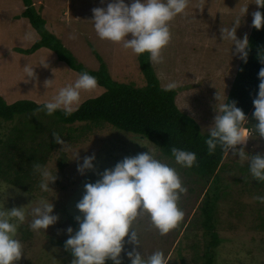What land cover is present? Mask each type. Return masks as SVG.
I'll list each match as a JSON object with an SVG mask.
<instances>
[{
    "label": "rangeland",
    "instance_id": "rangeland-1",
    "mask_svg": "<svg viewBox=\"0 0 264 264\" xmlns=\"http://www.w3.org/2000/svg\"><path fill=\"white\" fill-rule=\"evenodd\" d=\"M33 1L35 8L46 20L48 30L62 40L84 67L97 70L100 63L96 55H99L115 81L137 87L146 85L138 55L133 54L130 49H124L119 43L101 40L92 27L91 9L105 7L108 0H104V3L101 0ZM246 3H249L248 12L242 17V23L237 29L238 38L245 33L248 37L250 35L251 13L258 10L252 0H189L185 12L178 14L169 23L171 39L162 51L163 62L152 64L163 88L169 81L177 82V106L183 111L186 108L181 103L185 102L191 112L196 114L200 129L213 122V95L218 89L221 95L225 90L228 96L240 62L231 52V43L222 41L220 27L223 24L229 25L240 6ZM23 10L22 0H0V96L8 104L20 100L42 104L55 94L56 89L72 83L79 74L58 61L48 49H39L31 55L15 50L27 49L39 39L28 20L21 17ZM26 33L32 34L31 39H24ZM27 62L34 66L35 78L27 79L25 75L23 66ZM42 62L47 67L41 65ZM54 78L55 87L46 89L43 81ZM103 92L104 89L98 85L92 90L81 91L79 104L74 110ZM38 120L41 122L39 118ZM43 124L49 126L47 120H43ZM16 125L20 126L19 122H0V137ZM49 127L52 133L56 129H62L53 124ZM63 131L66 133L65 129ZM39 136L50 141L46 136ZM37 141L41 139L38 138ZM64 141V147L57 144L46 163L53 172L57 170V179L50 185L53 190L42 194L38 189L34 195H30L0 180V208L24 206L26 211V221L17 230V238L24 247V253L17 264H71L73 257L53 242H64L67 238L65 229L69 225L74 229L78 227L74 217L80 213L75 205L83 195L84 184L95 182L99 179L98 173L113 167L125 156H135L148 149L158 159L176 168L187 191L181 194L178 201L183 217L168 233L160 235L151 226L146 214L138 217L136 227L141 234L142 244L138 246L139 250H143L145 254L161 250L168 264H203L202 254L209 237L205 236L200 224L198 206L207 184L204 185L195 176L187 174L184 168L164 156L149 140L134 137L110 125L94 130L88 137L77 142ZM243 147L253 155L264 152V139L250 137ZM75 150L79 152V161L72 159ZM93 153L96 156L93 162L95 169L80 174L77 163L82 162L84 156ZM62 156L67 162L61 167ZM238 159V155L233 157L231 153L227 154L226 168L220 172V186L226 194H222L217 212L216 229L222 243L214 250L215 264H264V204L253 199L255 195H264V186H257L250 174L242 171V168L247 167V162ZM40 195L50 197L54 213L59 219L45 232L35 233L28 228L31 217L27 216V212L32 206L30 202L33 200L34 203ZM125 247L131 246L126 244ZM123 264H128L126 256L123 257Z\"/></svg>",
    "mask_w": 264,
    "mask_h": 264
},
{
    "label": "clouds",
    "instance_id": "clouds-1",
    "mask_svg": "<svg viewBox=\"0 0 264 264\" xmlns=\"http://www.w3.org/2000/svg\"><path fill=\"white\" fill-rule=\"evenodd\" d=\"M189 0H108L105 7L91 9L93 15L90 21L96 35L101 40L119 43L124 49H130L133 54H148L151 64L163 62V49L171 39L169 23L178 14H183ZM257 8H264V0H252ZM104 3V0H101ZM248 4L240 6L229 25L220 27L222 41L231 43V52L247 63L250 43L247 33L237 37V29L242 23V17L248 12ZM251 26L257 30L264 26V13L260 10L251 13ZM45 27H47L45 25ZM130 34V38L129 37ZM32 34L26 33L24 39H31ZM258 59L264 65V52L258 53ZM41 65L47 67L43 62ZM23 71L27 77L35 78L34 66L26 63ZM258 91L252 99V117L256 123L248 125V117L230 101L225 94L217 91L213 95L212 109L215 113L213 122L201 129L205 135V144L209 153L217 146L239 161L247 162L248 172L253 180L264 182V152L250 154L244 145L250 137L264 139V66L258 73ZM44 87L54 88V79H45ZM97 86L96 78L87 71L79 73L69 84L59 87L55 94L45 100L39 110L47 115L57 110L70 115L78 106L81 91L92 90ZM176 81L165 84L164 90L177 87ZM54 142L64 147L66 142L56 132L52 133ZM240 147H237V146ZM80 149V148H79ZM78 149V150H79ZM78 150L73 151L72 159L80 160ZM171 156L175 164L191 168L196 163V153L193 151L171 148ZM95 154L86 155L82 162L77 163V171L85 174L94 170ZM33 172L38 176L37 187L42 194L53 190L50 185L57 179V170L47 164L32 163ZM95 182H86L84 192L75 207L80 215L74 217L78 227L69 225L65 232L64 248L73 257L71 264H123V257L128 258V264H168L165 254L155 250L145 254L139 250L141 234L136 227L138 217L147 215L150 224L160 235L168 233L183 217V211L178 206L181 194L187 191L182 185L175 167L158 159L154 152L137 153L135 156H125L113 167L105 168L98 173ZM253 199L264 204V195H255ZM32 204L27 216L28 228L35 232H45L50 225L57 223L59 216L54 213V204L47 195H40L30 202ZM24 206L0 208V264H17L24 253L22 242L17 238L19 225L26 221ZM127 237V240H125ZM130 245L126 248L125 245ZM123 253V256H122Z\"/></svg>",
    "mask_w": 264,
    "mask_h": 264
},
{
    "label": "trees",
    "instance_id": "trees-1",
    "mask_svg": "<svg viewBox=\"0 0 264 264\" xmlns=\"http://www.w3.org/2000/svg\"><path fill=\"white\" fill-rule=\"evenodd\" d=\"M22 3L24 10L21 17L28 20L38 33L39 39L27 49L15 50L21 54L31 55L39 49H48L55 54L58 61L67 64L76 73L87 71L94 76L97 85L102 87L104 92L83 102L70 115H65L61 110L47 115L39 110L43 103L20 100L8 104L0 96V122L14 124L17 121L20 124L0 137V180L34 195L38 190V176L33 172L32 163L46 164L57 145L49 127L52 124L55 127H62L55 132L62 140L70 142H77L88 137L94 130L110 125L134 137L149 140L164 156L172 160V147L193 151L196 153V163L191 168H182L204 185L207 184L203 199L198 206L200 224L205 236L209 237L205 244V252L202 254V262L215 264L214 250L222 243V238L216 229L217 212L222 194H226L222 192L220 186V172L226 168L227 154L219 146L214 152H208L204 142L206 135H201L198 122L177 106L178 90L165 91L161 86L147 53L138 55L139 67L146 81L145 86L137 87L133 84L117 82L111 77L106 63L99 55H96L100 63L97 70L84 67L62 40L45 27L46 20L35 8L34 1L22 0ZM258 10L264 13V8ZM248 39L250 50L247 63L240 60L227 97L230 101H235L245 112L249 120L247 126L251 129V124L254 122L252 99L258 91L259 84L257 73L260 67L264 66L258 59V53L264 52V26L259 30L252 26ZM43 120H47L48 127L44 126ZM39 135L50 138V141ZM38 138L41 141H37ZM60 161L62 167L67 159L62 156ZM242 171L249 173L248 166L242 168ZM255 181L257 186H264V182ZM53 243L71 255L65 250L64 242ZM106 264L111 263L106 261Z\"/></svg>",
    "mask_w": 264,
    "mask_h": 264
},
{
    "label": "crops",
    "instance_id": "crops-1",
    "mask_svg": "<svg viewBox=\"0 0 264 264\" xmlns=\"http://www.w3.org/2000/svg\"><path fill=\"white\" fill-rule=\"evenodd\" d=\"M233 77H234V75H232ZM232 77V78H233ZM232 80H234V78L232 79ZM230 90V89H229ZM191 91H193V90H191ZM187 92V91H186ZM179 94V93H178ZM187 95H189L188 94V92H187ZM181 106L183 107V108H186L184 111H186V112H188L192 117H194L195 119H196V114L195 113H193V112H191V110H190V108H188L187 107V105L185 104V102H183V103H181ZM200 106V105H199ZM206 108H207V106H206ZM194 110H195V108H194ZM197 120V119H196Z\"/></svg>",
    "mask_w": 264,
    "mask_h": 264
}]
</instances>
